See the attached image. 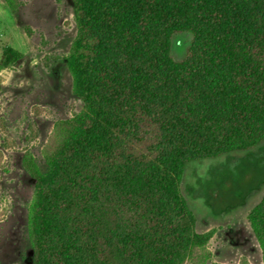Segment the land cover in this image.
<instances>
[{
    "label": "trees",
    "instance_id": "1",
    "mask_svg": "<svg viewBox=\"0 0 264 264\" xmlns=\"http://www.w3.org/2000/svg\"><path fill=\"white\" fill-rule=\"evenodd\" d=\"M75 20L82 108L46 178L36 264H181L185 164L264 141V0H78Z\"/></svg>",
    "mask_w": 264,
    "mask_h": 264
},
{
    "label": "rangeland",
    "instance_id": "2",
    "mask_svg": "<svg viewBox=\"0 0 264 264\" xmlns=\"http://www.w3.org/2000/svg\"><path fill=\"white\" fill-rule=\"evenodd\" d=\"M77 17L78 0H0V264L37 261L46 178L82 108ZM191 38L173 37L176 61ZM260 169L264 141L185 164L179 191L195 221L181 264H264V227L251 221L264 199Z\"/></svg>",
    "mask_w": 264,
    "mask_h": 264
}]
</instances>
